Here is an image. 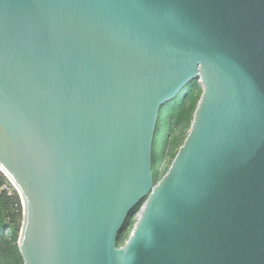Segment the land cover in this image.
I'll list each match as a JSON object with an SVG mask.
<instances>
[{
    "label": "water",
    "instance_id": "95a60500",
    "mask_svg": "<svg viewBox=\"0 0 264 264\" xmlns=\"http://www.w3.org/2000/svg\"><path fill=\"white\" fill-rule=\"evenodd\" d=\"M0 167L22 264H264V0H0Z\"/></svg>",
    "mask_w": 264,
    "mask_h": 264
},
{
    "label": "trees",
    "instance_id": "16d2710c",
    "mask_svg": "<svg viewBox=\"0 0 264 264\" xmlns=\"http://www.w3.org/2000/svg\"><path fill=\"white\" fill-rule=\"evenodd\" d=\"M197 82L196 79L190 81L172 100L167 102L160 111L152 145V169L155 182L159 180L156 166L166 149L168 138L166 135L167 130H171L174 125L181 122H184L185 125L190 124L192 120L197 105V99L194 95V92L199 88ZM171 122L173 125H171ZM133 210V213L139 210V205ZM131 216L132 215L127 217L122 230L119 232L118 242L120 244L123 243L129 234V232L126 233V229L128 224H130ZM20 222L21 203L19 196L5 177L0 175V232L8 228L13 232V238L15 239ZM9 254L11 255V259L7 257L2 258L0 264H19L17 258L20 254L17 246L14 245Z\"/></svg>",
    "mask_w": 264,
    "mask_h": 264
},
{
    "label": "rangeland",
    "instance_id": "374dc122",
    "mask_svg": "<svg viewBox=\"0 0 264 264\" xmlns=\"http://www.w3.org/2000/svg\"><path fill=\"white\" fill-rule=\"evenodd\" d=\"M197 83L199 84V82H197ZM201 92H202V90H201V87L199 84L198 90H196L194 92V95L197 99V102L199 100ZM191 121H190V124H186V125L184 124V122H181L179 124L174 125L171 128V130H167L166 135L168 136V138L166 137L167 138L166 149H165V152L163 153V155L158 160V163L156 166L157 172H158V179H160L162 177V175L167 171L174 155L176 154L179 147L182 145L184 139L186 138V136L189 132V129H190ZM171 125H173L172 122H171ZM0 175L4 176L5 179L8 181V183L11 185L8 178L1 171H0ZM12 188H13V186H12ZM15 192H16V190H15ZM138 214H139V210H137L131 216L130 224H128V226H127L126 233L130 232L134 222L137 220ZM21 218H22V207H21ZM21 222H20L19 228L17 230V235H16L15 239L13 238V232L8 228H6L4 231L0 232V261L2 260V258H6V257L8 259H11V255L9 254V252H10L11 248H13L14 245L17 246V241H18L20 228H21ZM17 260H18L19 264H22V259L20 256L17 258ZM9 262H10V260H9Z\"/></svg>",
    "mask_w": 264,
    "mask_h": 264
},
{
    "label": "bare ground",
    "instance_id": "6f19581e",
    "mask_svg": "<svg viewBox=\"0 0 264 264\" xmlns=\"http://www.w3.org/2000/svg\"><path fill=\"white\" fill-rule=\"evenodd\" d=\"M0 170H2L1 167H0ZM11 181H12V180H11ZM12 182H13V181H12ZM10 183H11V182H10ZM11 184H12V183H11Z\"/></svg>",
    "mask_w": 264,
    "mask_h": 264
}]
</instances>
